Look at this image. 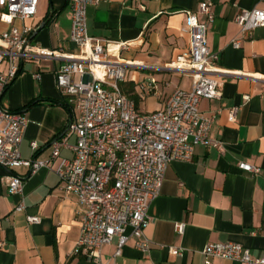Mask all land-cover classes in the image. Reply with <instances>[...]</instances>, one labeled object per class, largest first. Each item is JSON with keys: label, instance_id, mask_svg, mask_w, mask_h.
Returning a JSON list of instances; mask_svg holds the SVG:
<instances>
[{"label": "crops", "instance_id": "crops-1", "mask_svg": "<svg viewBox=\"0 0 264 264\" xmlns=\"http://www.w3.org/2000/svg\"><path fill=\"white\" fill-rule=\"evenodd\" d=\"M213 3L214 20L208 44L220 54L216 77L222 83L221 96L204 99L200 109L214 116L210 136L221 141L224 152L198 145L190 161L169 164L159 196L149 207L152 222L145 231L149 251L138 249L131 238L116 260L117 240L103 247L102 264H205L204 247L213 243H237L254 257L264 254V27L253 37L242 39L236 49L231 41L240 37L236 18L243 9L264 2L257 0H107L89 6L86 12L88 34L97 39L127 42L122 53L125 61L135 63L128 69L123 93L134 100L138 110H161L177 89L188 91L191 73L168 68L190 45L186 10L198 11L202 2ZM1 15V9H0ZM204 21V16H199ZM72 10L69 0H38L35 16L12 24L0 19V36L13 26L34 27L31 44L47 50L64 49L77 54L71 41ZM64 61L33 55L19 63L17 77L3 97V105L23 112L29 119L21 145L24 159L49 161L52 142L67 127L72 112L63 102L55 73ZM6 63L0 72L7 73ZM40 77L36 78L35 75ZM155 79V83H151ZM154 90L148 92V88ZM248 96L249 99H245ZM35 102V103H34ZM238 109L236 121H229L231 109ZM75 136L69 139L75 143ZM32 143L38 148L33 149ZM73 153L62 149L60 158L29 174L19 167L14 173L26 176V209L15 211L21 202L4 184L8 173L0 166V264H101L85 255H74L80 237L81 208L74 195L58 189L56 168L61 158ZM239 162L260 167L259 175L242 171ZM41 218L30 225L27 216ZM184 224L183 233L176 226ZM171 248L180 251L174 254ZM212 264H241L213 258Z\"/></svg>", "mask_w": 264, "mask_h": 264}, {"label": "built area", "instance_id": "built-area-1", "mask_svg": "<svg viewBox=\"0 0 264 264\" xmlns=\"http://www.w3.org/2000/svg\"><path fill=\"white\" fill-rule=\"evenodd\" d=\"M104 1L107 0H69L71 41L78 48L77 54L35 47L30 40L34 27L13 26L0 36V64L6 63L8 67L7 73L0 72V166L8 172L4 184L9 193L21 197L15 211L26 209L23 196L27 177L13 170L24 166L31 175L49 168L60 158L62 149L72 151V158L60 159L56 173L59 191L74 195L82 212L80 237L73 254L85 255L98 263L103 247L115 239L114 260L121 256L131 238L137 239L141 251L150 250L151 243L145 235L152 222L149 207L161 192L171 162L192 160L198 145L224 152L223 143L210 136L214 116H206L200 109L202 100L221 96L222 83L216 77L223 73L221 58L208 44L209 28L214 20L213 3L205 1L198 11H185L190 29L189 49L168 67L191 73V89L175 90L161 110L148 113L138 110L134 100L121 88L128 69L137 66L122 57L131 44L88 34L87 8ZM37 6L38 0H0V19L9 24L15 19H29L36 15ZM201 15L204 21L199 20ZM236 22L240 37L231 44L238 49L242 39L252 38L256 29L264 27V9L259 5L243 9ZM34 54L64 61L55 73V81L72 112L67 127L52 142L49 161L22 158L21 145L29 119L25 113L11 111L2 103L6 89L17 77L20 61ZM155 82L151 79L152 84ZM153 90L154 86L148 88V92ZM237 110L230 111L232 123L236 121ZM72 136L75 143L69 142ZM32 148L37 149V143H32ZM238 168L253 175L261 172L260 167L246 162H239ZM27 221L30 225L39 224L41 218L29 215ZM176 229L183 233L185 225L179 224ZM170 251L180 253L174 248ZM202 253L205 264H212L213 258L264 264V254L254 257L249 249L237 243L208 244Z\"/></svg>", "mask_w": 264, "mask_h": 264}, {"label": "trees", "instance_id": "trees-1", "mask_svg": "<svg viewBox=\"0 0 264 264\" xmlns=\"http://www.w3.org/2000/svg\"><path fill=\"white\" fill-rule=\"evenodd\" d=\"M35 103V102H34ZM63 104L69 109V110H71V107H70V105L68 104V101L67 100H65L64 102H63Z\"/></svg>", "mask_w": 264, "mask_h": 264}]
</instances>
